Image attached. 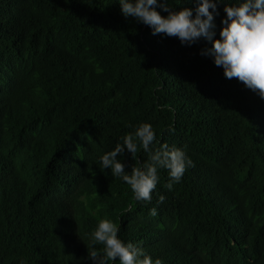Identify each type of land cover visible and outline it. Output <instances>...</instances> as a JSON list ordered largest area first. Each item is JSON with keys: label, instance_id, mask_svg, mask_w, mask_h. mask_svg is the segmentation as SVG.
<instances>
[{"label": "trees", "instance_id": "16d2710c", "mask_svg": "<svg viewBox=\"0 0 264 264\" xmlns=\"http://www.w3.org/2000/svg\"><path fill=\"white\" fill-rule=\"evenodd\" d=\"M236 2L216 0L213 40L188 45L119 0H0V264H94L105 218L162 264H264V98L201 55ZM167 3L196 16L197 0ZM144 123L152 152L194 165L171 190L158 169L150 202L101 160ZM136 142L126 174L149 162Z\"/></svg>", "mask_w": 264, "mask_h": 264}, {"label": "clouds", "instance_id": "9594fccd", "mask_svg": "<svg viewBox=\"0 0 264 264\" xmlns=\"http://www.w3.org/2000/svg\"><path fill=\"white\" fill-rule=\"evenodd\" d=\"M125 17H135L138 21L153 28V35L166 34L178 37L182 44L191 45L201 37L212 41L215 36L214 14L210 9L217 7L216 0H197L196 16L193 10L184 8L179 12L172 11L167 3L159 7L169 15L164 17L157 11L158 0H119ZM227 18L220 32L221 39L214 41L211 49H204L201 55L214 56V63L223 67L227 79H238L247 88L258 92L264 98V0H237L233 6H226ZM149 153V162L142 167H133L130 174L125 173V164L118 160V156L125 152L132 154L135 159L138 144ZM156 140V133L152 125L144 123L134 134L124 137L123 145L117 144L113 151L101 158L102 168L111 169L114 177H122L134 197L140 201H151L152 192L157 186L158 169L169 171V183L166 187L171 190L175 183H179L186 168L194 166L190 158L180 148H169L163 144L152 152L150 145ZM165 197H159L163 203ZM152 216L157 215L156 208L150 210ZM118 226L105 218L100 220L94 231L93 245H103V254L93 247L89 248V258L94 264H109L119 259L120 264H162L157 258L153 261L140 247L133 243H125L118 237Z\"/></svg>", "mask_w": 264, "mask_h": 264}]
</instances>
